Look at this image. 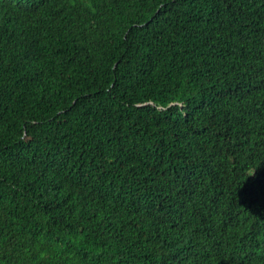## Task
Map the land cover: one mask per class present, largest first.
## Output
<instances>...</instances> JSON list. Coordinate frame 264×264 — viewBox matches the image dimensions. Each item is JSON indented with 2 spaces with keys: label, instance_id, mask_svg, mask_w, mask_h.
Wrapping results in <instances>:
<instances>
[{
  "label": "trees",
  "instance_id": "trees-1",
  "mask_svg": "<svg viewBox=\"0 0 264 264\" xmlns=\"http://www.w3.org/2000/svg\"><path fill=\"white\" fill-rule=\"evenodd\" d=\"M0 264H264V0H0Z\"/></svg>",
  "mask_w": 264,
  "mask_h": 264
}]
</instances>
